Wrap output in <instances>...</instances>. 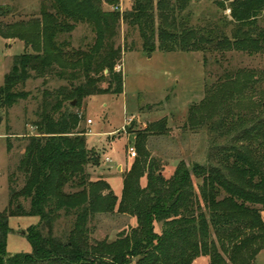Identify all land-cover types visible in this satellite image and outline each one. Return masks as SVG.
Listing matches in <instances>:
<instances>
[{
	"label": "trees",
	"instance_id": "1",
	"mask_svg": "<svg viewBox=\"0 0 264 264\" xmlns=\"http://www.w3.org/2000/svg\"><path fill=\"white\" fill-rule=\"evenodd\" d=\"M104 2L119 7L118 0H44L39 16L0 28L1 36L18 37L32 49L16 55L7 71L0 86V111L30 95L24 86L31 78L54 74L70 81L44 92L34 123L37 133L27 136L17 166L24 185H10L11 206L0 212V264H192L202 256L209 264H252L264 251V119L242 128L240 142L226 148L217 165L190 166L180 160L170 177L147 146L150 136L165 132L167 120L147 125L135 133L137 154L124 174L119 198L105 179L90 178L87 167L99 165L100 156L88 148V131L80 127L84 114L74 107L91 95L123 93L124 76L116 69L123 55L116 45L123 22L139 31L149 53L233 45L254 52L264 42L257 28L264 0H230L233 43L222 26L227 19L209 27L192 23L187 10L191 0H134L123 12L105 9ZM217 3L227 9L224 1ZM9 14V6H0V19ZM79 24L94 33V43L87 48L72 44ZM241 75L239 70L227 81ZM250 77L243 80L246 89L252 88ZM224 95L223 102L230 98ZM217 101L212 97L193 106L191 122L211 121ZM206 106L211 111L199 115ZM193 175L201 179L198 186ZM21 197L30 200L29 209L19 202ZM110 213L135 217L137 225L111 241L93 240L91 222ZM27 215L39 219L27 230L32 249L10 254L9 218ZM62 217L68 219V229L55 235Z\"/></svg>",
	"mask_w": 264,
	"mask_h": 264
},
{
	"label": "rangeland",
	"instance_id": "2",
	"mask_svg": "<svg viewBox=\"0 0 264 264\" xmlns=\"http://www.w3.org/2000/svg\"><path fill=\"white\" fill-rule=\"evenodd\" d=\"M43 1L0 0V6L11 8V14L0 19V28L39 16ZM133 1L118 0L120 12L130 10ZM217 1L191 0L187 9L191 21L195 25L209 27L210 23L227 19L226 24L223 23L225 26L220 24L233 43L230 0H221L227 9L220 7ZM104 8L111 10L115 6L104 2ZM257 28L264 35V10L259 16ZM119 35L116 45L122 48L123 55L116 69L124 76L123 93L91 95L80 106L74 107L84 114L85 120L80 127L88 131V148H93L100 156L99 165L87 167L90 178L98 179L100 172L105 171L103 167L108 165L106 158L111 157V171L105 180L112 184L119 198L123 191L121 174L125 171L121 170L120 174L116 164L123 163L127 158L126 167L130 168L135 157L130 154L129 147L133 146L136 150L133 144L135 133L147 125L164 118L167 120L165 132L150 136L147 146L152 156L162 164L164 175L171 176L180 160L190 166L194 162L217 165L224 150L240 142L237 135L242 128L251 127L257 120L264 119V42H261L259 51L254 52L233 45L220 50L210 46L199 51L164 52L156 49L149 53L143 49V39L136 28L123 22ZM71 37L74 47L87 48L95 40L90 26L85 24H79ZM25 50H32L25 40L0 35V86L15 56ZM239 70L242 71L239 80L227 81L230 77L234 79ZM251 74L252 88L246 89L243 80L250 79ZM69 84V80L54 74L31 78L24 86L30 95L8 111H0V212L11 206L10 185L18 189L24 185V175L17 170V166L24 155L27 136L37 133L34 123L38 121L44 92ZM101 85L106 88L108 83ZM222 94H229L231 99L223 102ZM212 97L223 103L221 105L217 101L215 107L218 112L212 114L213 119L200 125L192 123L189 116L192 107L208 103ZM201 109L198 110L199 115L211 111L209 106ZM91 119L93 123H90ZM13 173L16 176L11 184ZM193 178L198 186L201 179L195 175ZM142 180L145 183V177ZM19 202L25 209L31 206L28 198L21 197ZM261 213L264 218V210ZM9 220L8 253L30 252L32 247L26 236L27 230L30 225L39 222L38 217L11 216ZM136 225V218L128 214H100L90 225L92 239L111 241ZM67 229L68 219L62 217L55 224L53 232L60 235ZM160 229L161 223L156 224V230L160 232ZM192 264H209V260L202 256ZM252 264H264L263 250Z\"/></svg>",
	"mask_w": 264,
	"mask_h": 264
},
{
	"label": "crops",
	"instance_id": "3",
	"mask_svg": "<svg viewBox=\"0 0 264 264\" xmlns=\"http://www.w3.org/2000/svg\"><path fill=\"white\" fill-rule=\"evenodd\" d=\"M91 123H93V121L91 122ZM88 134V133H87ZM86 134V135H87ZM132 134H130V136H131ZM88 136V135H87ZM131 154V153H130ZM106 162H107V164L108 165H105L103 168H104V170L105 171H101L100 172V175L98 176V178H103V179H105V177L106 176H108V172H109V170L111 171V163H112V159H111V157H109L108 156V158H106ZM126 165H127V158L125 159V161L123 162V163H121V162H119V163H117L116 164V169H117V171L120 173L121 172V170L122 171H127V170H129V167L127 168L126 167ZM176 169V168H175ZM125 172H124V174H125ZM121 174V173H120ZM124 174L122 175L121 174V176H122V184H123V177H124ZM166 177H170V175H168V176H166ZM107 181V180H106ZM108 182V181H107ZM108 183H110V182H108ZM142 184L143 185H146L147 183H146V178H145V183H143V180H142ZM112 185V184H111ZM123 188H124V184H123ZM115 191V190H114ZM123 192V191H122ZM116 193V192H115ZM117 195V194H116ZM118 196V195H117ZM119 197V196H118ZM137 221V220H136ZM159 232V231H158Z\"/></svg>",
	"mask_w": 264,
	"mask_h": 264
},
{
	"label": "built area",
	"instance_id": "4",
	"mask_svg": "<svg viewBox=\"0 0 264 264\" xmlns=\"http://www.w3.org/2000/svg\"><path fill=\"white\" fill-rule=\"evenodd\" d=\"M115 9H118V10H120V8H119V7H115ZM92 121H93V120L91 119V120H90V123H91ZM129 151H130V153H131V155H132L133 157H135V156H136V154H137V151L134 149V147H133V146L129 147Z\"/></svg>",
	"mask_w": 264,
	"mask_h": 264
},
{
	"label": "water",
	"instance_id": "5",
	"mask_svg": "<svg viewBox=\"0 0 264 264\" xmlns=\"http://www.w3.org/2000/svg\"><path fill=\"white\" fill-rule=\"evenodd\" d=\"M75 103V100L73 101V104Z\"/></svg>",
	"mask_w": 264,
	"mask_h": 264
}]
</instances>
